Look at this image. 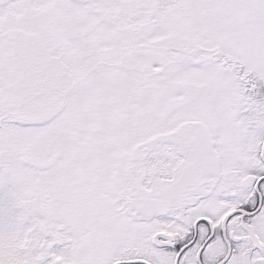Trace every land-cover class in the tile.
I'll list each match as a JSON object with an SVG mask.
<instances>
[{"label": "snow or ice", "instance_id": "obj_1", "mask_svg": "<svg viewBox=\"0 0 264 264\" xmlns=\"http://www.w3.org/2000/svg\"><path fill=\"white\" fill-rule=\"evenodd\" d=\"M0 264H264V0H0Z\"/></svg>", "mask_w": 264, "mask_h": 264}]
</instances>
